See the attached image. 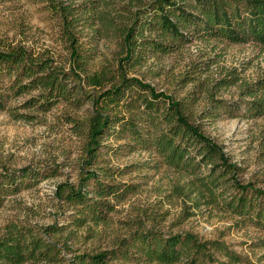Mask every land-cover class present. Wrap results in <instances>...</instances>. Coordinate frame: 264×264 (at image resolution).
Wrapping results in <instances>:
<instances>
[{"label":"trees","instance_id":"1","mask_svg":"<svg viewBox=\"0 0 264 264\" xmlns=\"http://www.w3.org/2000/svg\"><path fill=\"white\" fill-rule=\"evenodd\" d=\"M113 3L49 0L68 51L66 66L56 65L43 52L0 42V111L9 99L25 94L30 95L25 108L42 112L58 103L75 109L88 104L82 118L69 119L82 142L76 182L57 184L53 195L61 216L71 214L62 225L7 223L0 231V264H64L66 254H72L67 264H244V258L220 238L164 234L146 226L143 216L154 215L146 211L130 222L125 236H109L110 245L102 251L75 255L62 241L64 233L75 235L70 227L100 233L96 229L109 226L115 206L137 191L134 184L114 182L118 172L99 164L102 141L109 137L124 141L118 147L149 152L159 166L180 176L171 195L181 199L183 219L204 206L264 232V189L239 180L240 166L204 133L184 100L129 76L148 56L171 54L194 38L264 47V0H129L120 8ZM85 31L93 40L115 41L119 55L113 65L92 69L90 50L81 42ZM238 87L245 98L235 104L208 96L210 110L206 108L203 118L234 107L248 118L263 115L264 99L257 93L264 91V78ZM55 175L54 170L42 173L30 167L4 169L0 206L7 197ZM258 246L264 248V238Z\"/></svg>","mask_w":264,"mask_h":264},{"label":"rangeland","instance_id":"2","mask_svg":"<svg viewBox=\"0 0 264 264\" xmlns=\"http://www.w3.org/2000/svg\"><path fill=\"white\" fill-rule=\"evenodd\" d=\"M63 1L80 4L84 0ZM113 1L116 8H120L129 0ZM48 2L0 0V42L43 52L52 56L56 65L66 66L68 51ZM88 37L89 33L85 31L81 42L84 50H90L92 69H99L104 64L113 65L119 55L115 41ZM129 76L184 100L192 116L202 124L204 133L221 144L240 166L239 180L264 189V114L248 118L234 107L230 112L219 110L216 117L203 118L206 108L210 110L208 96L214 102L235 104L245 98L239 90L240 84L262 81L264 47L194 38L171 54L148 56L145 62L129 72ZM257 95L264 99V91L259 90ZM29 97L25 94L11 98L0 111V173L4 169L30 167L42 173L54 170L56 175L7 197L0 206V231L9 222L33 225L57 222L62 225L71 212L61 216L53 199L55 187L62 182L75 183L83 160L81 139L73 132L69 119L82 118L88 104L75 109L66 103H58L42 112L36 107L25 108L24 103ZM123 142L113 137L102 141L105 147L99 153L98 161L101 166L118 172L114 182L134 184L137 191L115 206L109 214V226L96 229L100 233L93 235L86 229L70 227L68 230H73L75 235L63 234L62 241L71 246L75 255L107 249L109 236H125L130 222L146 211V214H154L143 216L148 227L153 226L164 234L192 232L203 239L220 238L244 258V264H264V248L258 246V241L264 238L262 230L228 213L204 206L194 216L183 219L181 199L171 195L180 176L159 166L157 158L149 152L118 147ZM71 257L72 254H66L64 264ZM118 264L156 263L131 261Z\"/></svg>","mask_w":264,"mask_h":264}]
</instances>
